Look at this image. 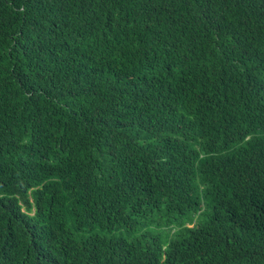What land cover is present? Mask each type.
I'll list each match as a JSON object with an SVG mask.
<instances>
[{
    "label": "trees",
    "instance_id": "16d2710c",
    "mask_svg": "<svg viewBox=\"0 0 264 264\" xmlns=\"http://www.w3.org/2000/svg\"><path fill=\"white\" fill-rule=\"evenodd\" d=\"M0 264H264V0H0Z\"/></svg>",
    "mask_w": 264,
    "mask_h": 264
}]
</instances>
